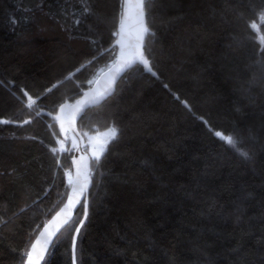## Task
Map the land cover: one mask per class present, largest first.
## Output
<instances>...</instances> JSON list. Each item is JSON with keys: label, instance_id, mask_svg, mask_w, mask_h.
I'll use <instances>...</instances> for the list:
<instances>
[{"label": "trees", "instance_id": "obj_1", "mask_svg": "<svg viewBox=\"0 0 264 264\" xmlns=\"http://www.w3.org/2000/svg\"><path fill=\"white\" fill-rule=\"evenodd\" d=\"M123 3L0 0V264H24L66 202L70 139L51 115L117 59ZM145 9L153 72L137 63L79 123L118 134L92 158L77 264H264V0ZM83 212L44 264H73Z\"/></svg>", "mask_w": 264, "mask_h": 264}, {"label": "water", "instance_id": "obj_2", "mask_svg": "<svg viewBox=\"0 0 264 264\" xmlns=\"http://www.w3.org/2000/svg\"><path fill=\"white\" fill-rule=\"evenodd\" d=\"M137 0H127L128 7L124 10L123 15V31L121 32V27L119 29L120 33L117 39V46H118V56L115 62L109 68L113 69V72H109L107 68L104 72L98 77V79L93 83L92 87L89 88L77 101L71 103L66 102L60 106L56 115H51L52 119L58 124L61 134L68 136L70 139V146L68 150V157L72 165L73 171V178L70 184V190L68 193V197L66 202L62 205V207L52 216V218L44 225L50 224L54 218L57 217V213H61L58 218L55 219V223H52L48 227V231L44 232V227L41 229L37 237L35 238L34 243L37 240L40 241L39 244H36V249L32 253V260L35 264L37 258L42 255V259H39L38 264H44L54 242L56 241L57 237L61 234V232L73 222L77 213L87 204V216L86 218L83 217L82 221L83 224L86 222L89 214V203H90V192L93 187V176H92V157L90 156L89 152L87 151L88 142L86 138L82 135L79 130V123L82 117L92 108L98 107L102 105L105 101H107L110 97H112L117 89V86L121 79L125 77L128 71L133 68L137 63H133L131 66L116 72V62L117 60H122L127 58L131 54L135 53L137 50V44L141 43V25L140 21L137 16V9L135 5ZM145 23L147 25V20L145 17ZM121 25V24H120ZM148 27V25H147ZM149 28V27H148ZM258 28V26H256ZM149 33V32H148ZM148 33L143 35L142 38V47L141 51L145 56V44L146 38ZM262 36H260L261 38ZM125 53V57L121 58L119 56L121 50ZM140 64V63H139ZM142 65V64H140ZM143 66V65H142ZM144 67V66H143ZM151 67V66H150ZM152 69V68H151ZM146 71H148L146 69ZM150 72V71H148ZM151 71L150 73H152ZM114 74V79L111 77ZM110 89L107 95L96 104L90 103L92 97H95L99 93H104L105 90ZM211 130V128L209 127ZM220 133V132H219ZM222 134V133H221ZM220 139H223L222 134L221 136L216 135ZM73 187L76 188V192H73ZM84 187V191L80 194V188ZM71 197L73 199V204L71 208H67L66 205L68 203V198ZM78 201V202H76ZM63 210V211H62ZM64 219H69V224H65L63 227L60 228L59 232H56V227L62 223ZM79 233L74 234L73 245L74 251L72 246V254L75 258V264H77V242L79 238V234L81 231L80 225ZM44 232V235L41 236L40 233ZM51 233H55L54 235H50ZM49 240V243L45 246V240ZM32 246V245H31ZM31 249V247H30ZM29 249V250H30ZM28 264V259L26 257L25 263Z\"/></svg>", "mask_w": 264, "mask_h": 264}, {"label": "snow or ice", "instance_id": "obj_3", "mask_svg": "<svg viewBox=\"0 0 264 264\" xmlns=\"http://www.w3.org/2000/svg\"><path fill=\"white\" fill-rule=\"evenodd\" d=\"M145 4H151V0H137V3L135 5V8L137 9V16H138V19L140 21V25H141V37H140V40H141V43H138L137 44V50L135 53L131 54L130 56H128L127 58H124L125 57V53L123 52V49L121 50L119 56L121 58H124L122 60H117L116 62V69L115 71L118 72V71H121L129 66H131L133 63H140L144 66L145 69H147L148 71H152L151 67H150V62L149 60L144 56L143 52L140 50L141 47H142V38H143V35L147 34L150 30L149 28L147 27L146 23H145V17H146V9H145ZM128 7V4H127V0H124V3L122 4V9L126 10ZM85 11L86 12H89L91 11L90 8H85ZM124 11H122L121 13V16L123 17L124 15ZM121 32L123 31V19L121 20ZM120 33H117V35H119ZM109 72H113V69L112 68H109L108 69ZM155 74V73H153ZM112 79H114V74L113 76L111 77ZM110 91V89L108 90H105L104 93H99L97 94L95 97H92L91 100H90V103L92 104H96V103H99L105 95L108 94V92ZM27 95V94H25ZM29 100L31 101V97H29ZM29 107H31V103H29L28 105ZM9 121H6V120H0V123H8ZM29 121H24V123H28ZM117 129L112 127V128H109L107 132L103 133V135L107 138V140L105 141L104 144L101 145L100 149H99V152H96L94 151L93 153V156H94V159L99 161L100 159V156L103 154V152L106 150V147H107V143L111 142V140H114L117 136ZM216 135L218 136H221L222 134L217 132ZM223 139L226 140L227 143L229 144H233L235 145V141L232 139V137L228 136V137H223ZM55 151V149L53 150ZM244 155H247L246 153ZM84 191V187H81L80 188V194H82ZM73 192L75 193L76 192V188L73 187ZM78 202V201H76ZM73 204V199L71 197L68 198V203L66 205L67 208H71ZM63 211V210H62ZM61 213H57V217L58 218L60 216ZM84 217L86 218L87 216V204H85L84 206ZM54 218L52 221H50V224L49 225H46L44 227V232H47L48 231V227L52 224V223H55V219ZM69 219H64L62 221L61 224H59L55 231L56 232H59L60 228L63 227L65 224H69ZM74 223H79L80 227L83 226V221L82 220H79V221H76ZM73 231H75L76 233H79V227H75L72 229ZM44 232H41L40 235L43 236L44 235ZM55 233H51L50 235H54ZM40 241L37 240L36 243L32 244L31 246V249L29 250L28 254H27V259H28V264H34L33 260H32V253L35 251L36 249V244H39ZM45 246L49 243V240H45ZM73 251H74V245H73ZM39 259H42V255L40 257L37 258V261L35 262V264H38V261ZM73 264H75V258L73 257Z\"/></svg>", "mask_w": 264, "mask_h": 264}, {"label": "rangeland", "instance_id": "obj_4", "mask_svg": "<svg viewBox=\"0 0 264 264\" xmlns=\"http://www.w3.org/2000/svg\"><path fill=\"white\" fill-rule=\"evenodd\" d=\"M262 21L264 22V16L262 17ZM262 44L264 45V38L261 37L260 38ZM104 70H101L99 72V74L91 81V83H94L97 78L100 76V73L103 72ZM103 133L105 132H95V133H91V134H86V139H87V142H88V151H89V154L92 158H94L93 156V153L94 151L96 152H99V149L101 147L102 144L105 143V141L107 140V138L103 135ZM108 144V143H107ZM61 147L63 148L64 150V144H61Z\"/></svg>", "mask_w": 264, "mask_h": 264}, {"label": "built area", "instance_id": "obj_5", "mask_svg": "<svg viewBox=\"0 0 264 264\" xmlns=\"http://www.w3.org/2000/svg\"><path fill=\"white\" fill-rule=\"evenodd\" d=\"M67 174H68V177H70V174H69V172H68Z\"/></svg>", "mask_w": 264, "mask_h": 264}]
</instances>
